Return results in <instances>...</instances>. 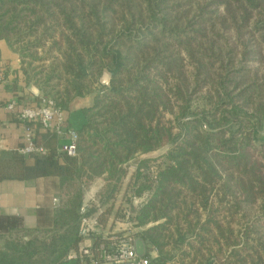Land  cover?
I'll list each match as a JSON object with an SVG mask.
<instances>
[{
  "label": "trees",
  "instance_id": "1",
  "mask_svg": "<svg viewBox=\"0 0 264 264\" xmlns=\"http://www.w3.org/2000/svg\"><path fill=\"white\" fill-rule=\"evenodd\" d=\"M0 41L58 108L93 97L75 157L40 126L44 154L0 151V183L60 179L52 225L0 235V264L64 263L97 180L86 216L131 219L150 264H264V0H0Z\"/></svg>",
  "mask_w": 264,
  "mask_h": 264
},
{
  "label": "crops",
  "instance_id": "2",
  "mask_svg": "<svg viewBox=\"0 0 264 264\" xmlns=\"http://www.w3.org/2000/svg\"><path fill=\"white\" fill-rule=\"evenodd\" d=\"M0 69L3 71V80L0 82V151H17L26 144L27 127L20 121L18 123L15 113L8 110L7 106L13 102L17 104L18 110L34 106L42 98V94L37 87L27 86L25 76L21 71L20 57L5 41H0ZM92 101L93 97L77 100L73 102L69 111H64L65 120L75 130L80 129L85 124L81 109L91 105ZM33 128L35 133L36 130L42 131L38 125H34ZM29 163L32 164L33 159H29ZM59 184L60 179L57 177L37 178L22 182H1L0 235H7L12 230L32 231L49 228L52 225L54 210L58 205ZM102 184V180H97L86 191L84 205L87 206L95 201V195ZM117 204L118 201L115 207ZM114 222L112 214L108 225H102L105 233L112 234L114 232V224L119 223L118 221ZM124 223L122 222L121 226ZM138 242H141L143 250L142 253H138L143 256L145 246L141 240H137ZM86 245H94V241H86ZM69 255L62 264H79V261L69 258ZM157 257L156 252L151 254L152 259Z\"/></svg>",
  "mask_w": 264,
  "mask_h": 264
},
{
  "label": "built area",
  "instance_id": "3",
  "mask_svg": "<svg viewBox=\"0 0 264 264\" xmlns=\"http://www.w3.org/2000/svg\"><path fill=\"white\" fill-rule=\"evenodd\" d=\"M2 80L3 71L0 69V82ZM7 108L14 112L16 118L27 127L26 144L20 147L17 152L26 156L46 152V149L37 146L34 140L33 127L38 125L42 130L58 136L61 152L70 157L77 155V131L67 123L64 111L58 108L54 101L40 98L36 105L21 110H18L17 104L13 102ZM142 200L139 199V201ZM139 201L135 199V203ZM86 213V205H84L81 209L83 217L79 227V236L82 238V242L78 251L70 253L69 258L79 261V264H150L149 259L139 255L136 238L128 233L122 237L109 235L104 232L103 226L96 216L87 217ZM127 215L129 217V213ZM94 235L102 236L107 242H102L96 247L86 245V241L92 240Z\"/></svg>",
  "mask_w": 264,
  "mask_h": 264
},
{
  "label": "rangeland",
  "instance_id": "4",
  "mask_svg": "<svg viewBox=\"0 0 264 264\" xmlns=\"http://www.w3.org/2000/svg\"><path fill=\"white\" fill-rule=\"evenodd\" d=\"M208 12H207V18H209V19H211V20H209L210 21V23L208 24V32L209 33H220L222 30H223V27L222 26H220V25H217L218 24V21H217V19H218V17H220V16H222L223 15V11H222V8H211V9H209V10H207ZM213 24L215 25V28L213 29ZM226 38L227 39H231L230 41H229V44L232 46V47H237V45H236V41L233 39L234 38V35H233V32H228L227 34H226ZM132 40H134V41H138V39L137 38H133ZM228 53H229V51H228ZM227 53V54H228ZM238 58H239V56H238ZM256 68V67H255ZM207 90V89H206ZM85 102V101H84ZM80 103V102H79ZM161 152H158V154H160ZM134 169H135V164L134 163H131L130 164V170H129V172L130 173H132V172H134ZM126 183V182H125ZM123 187H125V184H124V186ZM121 197H122V193L121 194H119L118 195V204H117V207H119L120 205H121V201H120V199H121ZM128 197H132V193H129L128 194ZM136 200L137 201H139V199L138 198H136ZM144 202H145V198L142 200V201H139V202H137V203H135V198H134V200H133V206L136 208V207H138V206H140V205H142V204H144ZM123 208L124 209H126V210H128V213H130V218H133L134 216H135V213H134V209H132L130 206H129V204H127V202L125 203L124 202V204H123ZM119 223L118 224H114V226H115V228L113 229L114 230V232H116V231H122V230H124V232H126V233H128V234H130V235H132L134 238H136L137 240H138V238L136 237V233H137V231H138V229L136 228V226H135V224L133 223V222H131V219L129 220V218L128 219H126V221H125V223H124V225L122 224V226H121V223L122 222H120V221H118ZM115 223V222H114ZM110 224H111V222H110ZM109 224V225H110ZM113 224V223H112ZM109 228V227H108ZM113 228V227H112ZM107 232H110V231H107ZM109 234V233H108ZM142 245H141V242H138V252L139 253H142Z\"/></svg>",
  "mask_w": 264,
  "mask_h": 264
},
{
  "label": "water",
  "instance_id": "5",
  "mask_svg": "<svg viewBox=\"0 0 264 264\" xmlns=\"http://www.w3.org/2000/svg\"><path fill=\"white\" fill-rule=\"evenodd\" d=\"M111 79H112V74L109 71L104 70L103 74L100 78V84L104 87L110 88L111 87Z\"/></svg>",
  "mask_w": 264,
  "mask_h": 264
}]
</instances>
